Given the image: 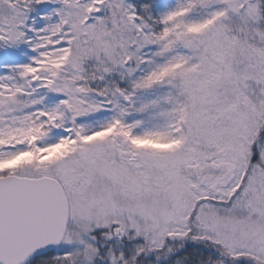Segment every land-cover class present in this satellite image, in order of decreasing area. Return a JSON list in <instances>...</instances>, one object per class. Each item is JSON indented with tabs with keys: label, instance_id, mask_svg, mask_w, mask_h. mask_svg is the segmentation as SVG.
<instances>
[{
	"label": "snow or ice",
	"instance_id": "snow-or-ice-1",
	"mask_svg": "<svg viewBox=\"0 0 264 264\" xmlns=\"http://www.w3.org/2000/svg\"><path fill=\"white\" fill-rule=\"evenodd\" d=\"M0 264H264V0H0Z\"/></svg>",
	"mask_w": 264,
	"mask_h": 264
}]
</instances>
